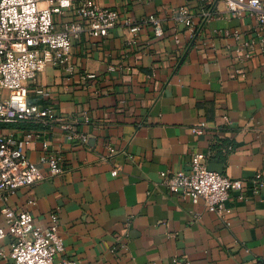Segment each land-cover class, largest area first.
I'll return each mask as SVG.
<instances>
[{"label": "crops", "instance_id": "0c3cea01", "mask_svg": "<svg viewBox=\"0 0 264 264\" xmlns=\"http://www.w3.org/2000/svg\"><path fill=\"white\" fill-rule=\"evenodd\" d=\"M92 1L117 11V26L103 38L82 33L70 71L48 65L28 86L29 101L50 108L59 121L0 123V134L18 139L33 132L25 155L44 174L41 158L48 154L60 156L63 169L0 200V228L3 206L29 211L41 228L54 214L64 246L55 264L61 258L81 264H263L264 52L257 44L241 62L235 40L221 34L238 30L256 38L255 19L247 11L232 15L225 0ZM181 6L193 15L194 37L173 20ZM149 16L159 20L163 37L155 38L143 23ZM72 19L56 15V30ZM125 19L140 24L137 33ZM90 73L96 78L88 79ZM200 122L205 129L196 136L191 128ZM62 123L85 135L86 144L68 140ZM209 152L208 164L242 182L229 193L222 216L160 186L161 172L186 170L192 154ZM10 241L0 240V251L7 254Z\"/></svg>", "mask_w": 264, "mask_h": 264}, {"label": "built area", "instance_id": "2783aa9c", "mask_svg": "<svg viewBox=\"0 0 264 264\" xmlns=\"http://www.w3.org/2000/svg\"><path fill=\"white\" fill-rule=\"evenodd\" d=\"M225 3L232 15L241 16L247 11L256 21V38H245L238 30L221 32L223 37L235 40L233 51L236 58L241 62L250 59L257 44L264 52L263 3L260 0H225ZM62 14H72L73 19L58 31L54 17ZM173 20L182 24L191 37L196 35L193 15L185 6L174 12ZM118 23L117 11L100 7L92 0H0V123L49 125L59 121L50 108H41L29 101L28 83L33 82L48 65L70 71L67 63L73 44L81 34L86 32L94 38L107 37ZM123 23L132 34L140 28V24L133 25L129 19ZM143 23L152 27L155 38L163 37V29L155 16L147 17ZM108 71L114 72V69L109 68ZM87 78L95 79L96 75L90 73ZM35 93L47 96L44 90H36ZM3 94H7L5 98ZM61 127L67 131L68 140L76 139L80 144H86L87 137L73 133L70 124L62 123ZM204 129L205 123L200 122L191 128V133L200 136ZM32 138L33 132L25 134L23 139H18L12 132L0 134V200L3 202L18 189L63 173L60 156L48 154L41 158L47 175L27 159L25 149ZM42 148L46 150L47 143H43ZM230 150L228 146L222 152ZM109 152L114 150L109 148ZM211 154H192L186 170L161 172L160 186L171 195L189 199L194 204L201 203L207 211L222 216L227 211L229 193L240 189L242 182L209 171ZM117 172L113 170L112 175L116 176ZM260 177L261 174H257L255 182ZM28 205H34V202L31 200ZM1 214L5 218V229L0 228V240L6 236L11 238L8 253L0 251L1 260L9 259L13 264H55L64 246L54 214L50 215L46 228L36 226L27 210L15 212L3 206ZM58 264L81 262L61 258Z\"/></svg>", "mask_w": 264, "mask_h": 264}, {"label": "water", "instance_id": "95a60500", "mask_svg": "<svg viewBox=\"0 0 264 264\" xmlns=\"http://www.w3.org/2000/svg\"><path fill=\"white\" fill-rule=\"evenodd\" d=\"M221 167V166H220ZM212 163H209L208 164V170L209 171H212V172H216V173H219V174H222L223 173V170L222 168H220Z\"/></svg>", "mask_w": 264, "mask_h": 264}, {"label": "rangeland", "instance_id": "374dc122", "mask_svg": "<svg viewBox=\"0 0 264 264\" xmlns=\"http://www.w3.org/2000/svg\"><path fill=\"white\" fill-rule=\"evenodd\" d=\"M30 83H31V82H30ZM30 83H28V86H29V84H30ZM6 95H7V94H3V98H5V97H6Z\"/></svg>", "mask_w": 264, "mask_h": 264}, {"label": "trees", "instance_id": "16d2710c", "mask_svg": "<svg viewBox=\"0 0 264 264\" xmlns=\"http://www.w3.org/2000/svg\"><path fill=\"white\" fill-rule=\"evenodd\" d=\"M223 150H221V152H222Z\"/></svg>", "mask_w": 264, "mask_h": 264}]
</instances>
